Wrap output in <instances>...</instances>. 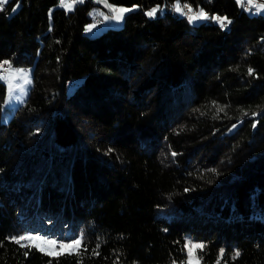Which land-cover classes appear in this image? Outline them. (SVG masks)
<instances>
[{
	"label": "trees",
	"instance_id": "16d2710c",
	"mask_svg": "<svg viewBox=\"0 0 264 264\" xmlns=\"http://www.w3.org/2000/svg\"><path fill=\"white\" fill-rule=\"evenodd\" d=\"M108 1L137 7L94 35L90 0L0 6V61L33 65L14 107L0 80V264H189L188 238L203 264H264V13L180 0L222 28ZM26 233L84 250L10 239Z\"/></svg>",
	"mask_w": 264,
	"mask_h": 264
},
{
	"label": "snow or ice",
	"instance_id": "6c2138e0",
	"mask_svg": "<svg viewBox=\"0 0 264 264\" xmlns=\"http://www.w3.org/2000/svg\"><path fill=\"white\" fill-rule=\"evenodd\" d=\"M6 0H0V6L3 5V3H5ZM72 3H75L77 2V0H71ZM105 2V6L108 7V8H113L114 6L110 5L107 3V0H104ZM60 3L61 5H65L67 3V0H60ZM237 3L240 4L241 6H243L245 3L249 4V5H252L255 3V0H237ZM184 7H187L189 9V11H191V6L190 5H185ZM264 9V4H259L256 6V11H260ZM119 12L121 13V17H123V14L128 12V11H131L132 9L130 8H120L118 9ZM157 8H153L151 9L149 12H147L146 14L148 16H152L154 15L156 12H157ZM176 10L177 11H180V6L179 5H176ZM13 11H15V9H13ZM207 19H212V20H216L217 22H220V25L221 27H226L228 23H231L230 20H228L227 17H219V16H211L209 17L208 13L204 12L203 9H200L198 13L192 15L189 17V22L190 23H194L198 20H207ZM227 22V23H225ZM94 27V25H88L87 28H86V31L92 29ZM0 65H8V69L7 70H10L11 73H16V74H22L21 76H19V79L23 80V84L24 85H30L31 84V78H30V73H29V70L27 69H23V68H13L11 66V62L10 61H0ZM6 69H2L0 68V80H3L5 81L6 84L9 83V80L8 78L5 76V71H7ZM253 74V70L252 69H249V75H252ZM12 79H16L15 76L12 77ZM16 88H20L21 91H25V89L23 88L22 85L20 84H17L15 86ZM9 95H14V90L11 86H9ZM218 111H223L222 108H219ZM253 116L257 115L256 113H252ZM253 128L256 127V123H253ZM233 127H235V125H233ZM173 155H175V153H173ZM212 171H215V170H212ZM187 191V189H186ZM12 241H14L15 243L19 244L20 247L22 248H28L29 251L33 248H35L36 250L38 251H41V252H44L46 255L50 256V257H59V256H62V255H65V254H77L79 255L82 250H84V243H83V240H84V237H83V234H81V236L76 239V240H73L71 241L70 243H61L60 244V249L59 251L56 250L55 248V245L58 243L57 241L55 240H51V239H47V238H44V237H40V236H36V235H32L31 233H26L24 235H21V236H13L10 238ZM21 241H30L31 243L29 244H21ZM41 242L42 244H47L50 246V248L46 249L44 247L41 246V243H37V242ZM192 242L191 241H186V246L188 244H191ZM99 248V243L97 244V249ZM204 248V245L203 244H192V248L189 249V255L190 257H192V249H203ZM29 254L28 251H25L24 255L27 256ZM93 255H99V252L97 250H93ZM224 255V250L221 249L220 250V253L218 255V259H217V264H220V261H221V258L223 257ZM240 253L239 251H236L234 253V256H233V259L236 257V256H239ZM49 264H53V262L50 260L49 261ZM189 264H199V260L198 258H191L189 260Z\"/></svg>",
	"mask_w": 264,
	"mask_h": 264
},
{
	"label": "rangeland",
	"instance_id": "374dc122",
	"mask_svg": "<svg viewBox=\"0 0 264 264\" xmlns=\"http://www.w3.org/2000/svg\"><path fill=\"white\" fill-rule=\"evenodd\" d=\"M7 1V0H6ZM79 0H77V2L75 3H78ZM93 2V1H92ZM96 2V1H95ZM59 4L61 5L60 3V0H59ZM247 4V3H246ZM259 4H264V0H257V4L255 5H249L247 7V10L250 12V13H259V12H262L264 13V9L260 10L259 12L256 11V6L259 5ZM73 5V3L71 2V0H67V3L65 5H63L64 7L66 8H70V6ZM113 7V9H111V11H108V9L106 10H103L101 8H98L97 6H94L92 8V15H97V13L101 14V15H97V16H100L102 17L105 22L103 24H98L93 18L91 20H88V22L85 23L84 25V31L89 34V35H94V34H97L98 32L104 30L107 26H110V25H117L119 24L121 21H118V19L120 18L121 16V13L119 12L118 9L120 8H130V9H133V8H136L137 7V4H130V5H127V4H113L111 3ZM176 5H179L180 6V11H177L176 10ZM248 5V4H247ZM18 6V4H14V6L12 7V11L13 9H16ZM153 8H157L159 12H164V11H171L172 13H175V14H185L187 16V19L189 21V17L198 13L200 9H203L204 12H206V10L202 7H197V8H192L191 7V11H189L188 9V12H185L184 10V6L183 4L180 2V0H170L166 3H163L162 5H156L154 7H152L151 9ZM116 11V12H114ZM207 13V12H206ZM200 21V20H198ZM196 21V22H198ZM194 22V23H196ZM88 25H94V27L88 31H86V28ZM11 66L13 68H23V69H27L29 70V73H30V78L32 80V67L33 65H27V66H23V65H14V64H11ZM8 69V65L6 67V70ZM5 76L8 78L9 80V83L6 84V88H5V94H4V97H3V104L6 105V106H9V107H14L16 105H18L19 103H21L23 100H25V98L27 97L28 95V91H29V87L30 85H24L23 84V80L19 79V76H21L22 74H16V73H11L10 70H7L5 71ZM15 76L16 79H12V77ZM5 82V81H4ZM17 84H20L23 86V88L25 89V91H21L20 88H16L15 86ZM9 86H11L14 90V95H9ZM32 235H36V236H40V237H44V238H47V239H51V240H55L53 237H51L50 235H43V234H32ZM57 241L58 243L55 245V248L56 250H59L60 249V244L61 243H70L71 241L69 240H65V239H61V240H55ZM73 241V240H72ZM187 241H191L192 243L191 244H188L187 245V261L189 262V260L191 258H198L199 260V264H203L198 255H197V252H196V249H192V257H190L189 255V249L192 248V244H200L199 241L195 240V239H192V238H188ZM37 243H41V242H37ZM41 246L48 249L50 248L49 245L47 244H42L41 243Z\"/></svg>",
	"mask_w": 264,
	"mask_h": 264
},
{
	"label": "built area",
	"instance_id": "2783aa9c",
	"mask_svg": "<svg viewBox=\"0 0 264 264\" xmlns=\"http://www.w3.org/2000/svg\"><path fill=\"white\" fill-rule=\"evenodd\" d=\"M82 1H85V0H79V3L82 2ZM90 1L95 2L96 0H90ZM245 5H247V4L245 3ZM185 12H188V8L187 7H185ZM94 20L98 24H103L105 22V20L102 17L97 16V15L94 16ZM0 66H1L2 69H4L6 65H0Z\"/></svg>",
	"mask_w": 264,
	"mask_h": 264
},
{
	"label": "water",
	"instance_id": "95a60500",
	"mask_svg": "<svg viewBox=\"0 0 264 264\" xmlns=\"http://www.w3.org/2000/svg\"><path fill=\"white\" fill-rule=\"evenodd\" d=\"M96 3H98L99 5H101L105 9H109L108 7L105 6L104 0H96ZM107 3L109 4L108 0H107Z\"/></svg>",
	"mask_w": 264,
	"mask_h": 264
},
{
	"label": "crops",
	"instance_id": "0c3cea01",
	"mask_svg": "<svg viewBox=\"0 0 264 264\" xmlns=\"http://www.w3.org/2000/svg\"><path fill=\"white\" fill-rule=\"evenodd\" d=\"M109 4L111 5V2H109ZM255 4H257V0H255V3L252 4V5H255ZM72 6H73V5H71L70 7H72ZM248 6H249V4H248ZM248 6H247V7H248ZM97 7L103 9L101 6H97ZM103 10H104V9H103ZM114 12H116V11H114ZM97 15H101V14L97 13ZM101 16H102V15H101ZM120 17H121V16H120ZM121 19H122V18H119L118 21H121Z\"/></svg>",
	"mask_w": 264,
	"mask_h": 264
}]
</instances>
